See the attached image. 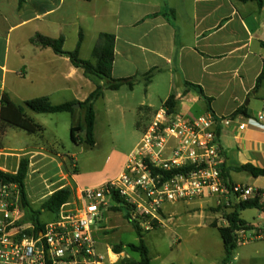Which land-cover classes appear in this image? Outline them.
<instances>
[{"label":"crops","instance_id":"crops-1","mask_svg":"<svg viewBox=\"0 0 264 264\" xmlns=\"http://www.w3.org/2000/svg\"><path fill=\"white\" fill-rule=\"evenodd\" d=\"M18 7L19 0H0V111L5 94L16 105L41 97L60 105L83 103L96 90V84L68 58L32 43L37 34L64 38V50L72 52L82 33L79 55L91 61L99 36L111 34L116 38L112 76L135 77L137 82L133 89L124 86L118 91H105L95 103L94 107L103 102L109 126L115 117L120 115L124 120L131 114L134 121L137 118L136 128L143 135L158 110L155 102L158 84L165 81L164 102L175 96L180 105L178 113L194 118L209 114L207 104L184 82L198 85L212 99L211 108L217 119H235L229 126L215 127L224 153L222 170L227 182L264 189V177L254 178L235 170L247 164L264 168V121L256 120L264 113V83L256 88L264 68V0L262 5L241 0H25L21 10ZM149 72H153L152 78L146 83L144 75ZM141 86L144 96L135 104L136 90ZM77 110L69 114L72 123ZM238 110L244 114H236ZM26 113L44 130L30 135L25 147L17 148L13 141L22 135L15 128H8L0 136V168L15 173L26 157L29 172L51 175L52 179L56 175L52 176L54 169H46L56 164L57 156L48 150L51 147L44 135L47 127L36 120V113ZM239 124H245L246 129L240 131ZM51 133L52 144L58 145L61 142L58 132ZM127 160L120 164L118 176ZM75 169L78 175L74 172L70 182L76 191L85 186L79 184L77 164ZM111 179L104 178L100 186ZM200 206L217 208L218 201L205 198ZM221 210L207 216L209 221L203 225L207 233L191 241L175 240L169 264H222L224 244L212 225L218 220L219 227ZM175 214L180 215L173 206L163 209V225L155 230L166 228ZM239 214L250 236L264 229L263 208ZM190 248L194 250L192 253ZM107 255L119 256V263L126 258L124 252L113 251L110 246ZM230 264H264V238L238 245Z\"/></svg>","mask_w":264,"mask_h":264},{"label":"built area","instance_id":"built-area-1","mask_svg":"<svg viewBox=\"0 0 264 264\" xmlns=\"http://www.w3.org/2000/svg\"><path fill=\"white\" fill-rule=\"evenodd\" d=\"M234 120L211 114L194 118L170 112L164 103L117 178L74 190L73 201L50 222L40 217V226L23 223L22 189L1 176L17 172L0 168V264H117L119 256L98 252L93 228L104 211L124 203L131 221L145 232L163 225L165 205L192 199H217L220 228L229 226L226 217L235 207L257 201L264 209V189L230 183L222 176L225 158L215 127ZM256 120L264 121V113ZM238 128L244 131L246 125ZM179 170L183 172L165 176ZM235 236L237 246L243 245L264 238V229L250 236L248 227L240 225Z\"/></svg>","mask_w":264,"mask_h":264},{"label":"rangeland","instance_id":"rangeland-1","mask_svg":"<svg viewBox=\"0 0 264 264\" xmlns=\"http://www.w3.org/2000/svg\"><path fill=\"white\" fill-rule=\"evenodd\" d=\"M161 82L163 81H159V83ZM142 88L141 86L136 90L135 104L139 103L144 96ZM157 88L155 102L159 109L165 103L164 99L167 93L166 81L160 85L158 84ZM176 102L177 106L174 111L179 112L180 105L178 100ZM94 108L96 113V143L93 148H88L85 144V109L77 110L73 121L74 124L72 123V117L66 113L57 115L35 114L36 120L47 127L44 133L45 141L51 147L48 150L57 156L55 163L58 165L56 167V164H52V166L46 169H54L52 176L56 175L52 179L49 178L51 175L42 176L41 173L29 172L26 179V191L31 206L35 210L42 211L44 202L54 191L56 192L64 187L71 188L73 186L74 188V184L70 182V176L74 173L76 164L78 165L80 175L79 184L85 186V188L99 187L102 180L106 177L115 179L121 171L119 167L122 161L129 158L140 142L143 135L138 132L135 125L137 118L134 121L133 115L127 114L124 120L119 115L114 118L115 121L109 126L103 102L99 101ZM27 112L32 113L29 110ZM72 124L73 126L82 127V131L77 132L78 144L73 143L71 140ZM55 130L61 138V142L58 145L52 144L51 132ZM16 131L22 136L15 138V141H13L14 145L17 148L25 147L28 139H30V135L19 129ZM38 141L41 142L43 140L40 139ZM69 154L72 156H69ZM16 165L14 164V166ZM61 170L63 173H61ZM76 174L78 175V172ZM70 201H73V199H70ZM203 201L204 199H192L164 206V209L173 206L175 211L180 215L175 214L171 216L173 217V222L168 223L166 228L145 233V243L150 251L151 264H169L172 260L170 248L176 239L191 241L198 238L199 235L207 233L203 231V225L209 221L207 216L210 214L214 215L216 211H220V208L213 206L207 209L202 208L200 203ZM201 210H205L207 214ZM55 215L50 212H42L41 221L50 222L55 218ZM125 215V210H106L103 212V218L93 228L97 241V250L100 254L106 255L107 247L109 246L113 251L125 253L126 258H124L122 263L118 264H129L140 261V256L137 253H133L129 248L131 244H138L139 240L133 224ZM217 222L218 220H214V224H217ZM211 231L213 230H209L208 232L215 233ZM193 251L190 248V252L192 253Z\"/></svg>","mask_w":264,"mask_h":264},{"label":"trees","instance_id":"trees-1","mask_svg":"<svg viewBox=\"0 0 264 264\" xmlns=\"http://www.w3.org/2000/svg\"><path fill=\"white\" fill-rule=\"evenodd\" d=\"M241 1H256L258 5H262V0H241ZM25 0H19L18 9L21 10ZM32 43L37 44L42 48H50L55 54L66 57L70 60L74 67L83 70L84 75L92 80L96 84V90L88 97V99L83 102L74 103H64L60 105H54L47 97H41L26 101L24 105H16L10 98L5 94L2 97V105L0 111V136L6 133L8 128H15L26 132L29 135H36L43 132V127L37 124L33 119H31L26 111L29 110L36 114H73L75 109L73 105L80 104V109H85V144L88 148H93L95 146V120L96 114L94 110L95 103L100 100L105 91H118L122 87L127 86L129 89H133L137 82V78L129 79H116L112 76L113 64H114V51L116 38L111 34H101L94 47L92 58L93 60H83L80 58V49L83 43V34L80 33L79 41L77 47L74 51L68 52L64 50V38L52 39L40 34H37L33 39ZM153 72H149L144 75L146 83H149L152 78ZM103 82V84H100ZM264 83V68L261 75L257 78L256 88H259ZM184 85L188 89L195 90L199 98L207 104L208 113L215 117L213 110L211 108L212 99L207 97L202 87L194 85L188 82H184ZM166 107H168L170 112H175V107L177 102L175 96H170L165 101ZM243 113V110H238L236 114ZM215 119H217L215 117ZM82 128L78 126L71 127V140L73 143L78 144L79 140L77 137V132H81ZM238 172H247L254 178L264 177V168H258L252 164L243 165L235 169ZM30 171V162L28 158L21 160L17 175L11 174H1V176L9 181L17 182L22 189V204L24 207L25 217L24 224L30 223L40 226V217L42 211L50 212L56 214L62 208L63 205L67 204L74 194V190L70 187H64L60 190L54 192L43 204L42 211L35 210L29 201L27 191H26V179ZM74 172H77L75 169ZM178 172H183V170L174 171L172 173H165L168 177ZM222 176L226 180L224 172L222 170ZM227 181V180H226ZM263 208L257 201H250L248 203L242 204L235 207L233 211L226 217L229 221V226L226 228L217 227L216 224H212L214 228H217L225 250V256L222 260V264H230L233 253L237 248L235 231L239 229L240 225H245L246 223L240 219L239 211L247 209H261ZM115 211H126V218L133 224L135 231L138 236V244L129 245L130 250L133 253H137L140 256V261L136 263L129 264H151V258L149 254V249L145 243V232L139 225L132 222L130 215L128 213V206L124 203V206L114 207Z\"/></svg>","mask_w":264,"mask_h":264},{"label":"water","instance_id":"water-1","mask_svg":"<svg viewBox=\"0 0 264 264\" xmlns=\"http://www.w3.org/2000/svg\"><path fill=\"white\" fill-rule=\"evenodd\" d=\"M73 107H74V109H79L80 108V104H75V105H73Z\"/></svg>","mask_w":264,"mask_h":264}]
</instances>
